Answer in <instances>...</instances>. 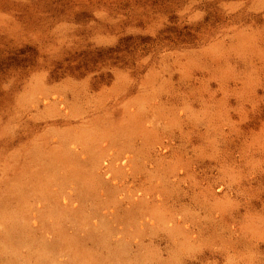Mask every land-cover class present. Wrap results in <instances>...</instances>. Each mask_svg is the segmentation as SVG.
<instances>
[{"label": "rangeland", "instance_id": "374dc122", "mask_svg": "<svg viewBox=\"0 0 264 264\" xmlns=\"http://www.w3.org/2000/svg\"><path fill=\"white\" fill-rule=\"evenodd\" d=\"M0 264H264V0H0Z\"/></svg>", "mask_w": 264, "mask_h": 264}]
</instances>
